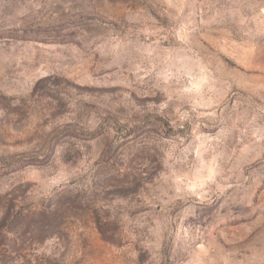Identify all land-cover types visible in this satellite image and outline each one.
Returning a JSON list of instances; mask_svg holds the SVG:
<instances>
[{
    "label": "rangeland",
    "instance_id": "obj_1",
    "mask_svg": "<svg viewBox=\"0 0 264 264\" xmlns=\"http://www.w3.org/2000/svg\"><path fill=\"white\" fill-rule=\"evenodd\" d=\"M0 264H264V0H0Z\"/></svg>",
    "mask_w": 264,
    "mask_h": 264
}]
</instances>
